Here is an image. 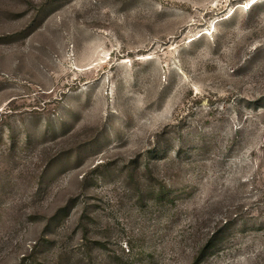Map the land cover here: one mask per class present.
Instances as JSON below:
<instances>
[{
  "label": "rangeland",
  "instance_id": "rangeland-1",
  "mask_svg": "<svg viewBox=\"0 0 264 264\" xmlns=\"http://www.w3.org/2000/svg\"><path fill=\"white\" fill-rule=\"evenodd\" d=\"M0 264H264V0H0Z\"/></svg>",
  "mask_w": 264,
  "mask_h": 264
},
{
  "label": "bare ground",
  "instance_id": "bare-ground-1",
  "mask_svg": "<svg viewBox=\"0 0 264 264\" xmlns=\"http://www.w3.org/2000/svg\"><path fill=\"white\" fill-rule=\"evenodd\" d=\"M254 3L256 4V3H257V1H255ZM254 3H253V4H254Z\"/></svg>",
  "mask_w": 264,
  "mask_h": 264
}]
</instances>
